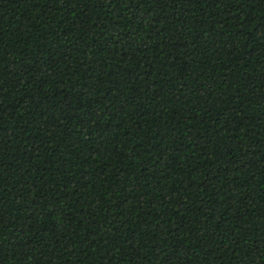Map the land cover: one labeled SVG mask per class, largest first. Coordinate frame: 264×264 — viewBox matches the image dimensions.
Here are the masks:
<instances>
[{"label": "trees", "instance_id": "obj_1", "mask_svg": "<svg viewBox=\"0 0 264 264\" xmlns=\"http://www.w3.org/2000/svg\"><path fill=\"white\" fill-rule=\"evenodd\" d=\"M0 264H264V0H0Z\"/></svg>", "mask_w": 264, "mask_h": 264}]
</instances>
